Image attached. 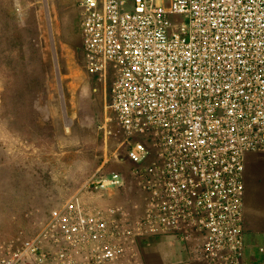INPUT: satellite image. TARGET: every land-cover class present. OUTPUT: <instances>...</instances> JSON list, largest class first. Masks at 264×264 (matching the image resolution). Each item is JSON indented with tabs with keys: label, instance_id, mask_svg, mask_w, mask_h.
<instances>
[{
	"label": "built area",
	"instance_id": "obj_1",
	"mask_svg": "<svg viewBox=\"0 0 264 264\" xmlns=\"http://www.w3.org/2000/svg\"><path fill=\"white\" fill-rule=\"evenodd\" d=\"M77 2L85 69L109 85L145 207L123 221L73 196L0 264H135L126 245L156 235L241 264L246 158L264 153V0Z\"/></svg>",
	"mask_w": 264,
	"mask_h": 264
},
{
	"label": "rangeland",
	"instance_id": "obj_2",
	"mask_svg": "<svg viewBox=\"0 0 264 264\" xmlns=\"http://www.w3.org/2000/svg\"><path fill=\"white\" fill-rule=\"evenodd\" d=\"M79 12L77 0H0V252L33 237L61 202L93 205L107 190L92 182L105 143L95 109L114 116L109 85L86 72Z\"/></svg>",
	"mask_w": 264,
	"mask_h": 264
},
{
	"label": "crops",
	"instance_id": "obj_3",
	"mask_svg": "<svg viewBox=\"0 0 264 264\" xmlns=\"http://www.w3.org/2000/svg\"><path fill=\"white\" fill-rule=\"evenodd\" d=\"M84 100L83 104H91L87 99ZM98 108L95 110L101 114V120L94 132L97 136L102 132L105 143L98 145L104 160L98 165L96 175L98 178H108L117 173L122 176L123 184L94 195L91 203L117 208L123 214V221L126 219V208L130 217L136 218L144 210L146 194L140 180L130 174L134 165L126 158V133L115 118ZM244 183L245 251L241 264H264V153L247 155ZM126 194L133 197L127 204ZM194 244V241L182 242L172 235H156L129 242L126 246L135 264H211L193 252Z\"/></svg>",
	"mask_w": 264,
	"mask_h": 264
}]
</instances>
